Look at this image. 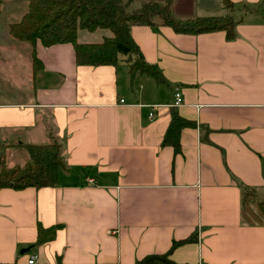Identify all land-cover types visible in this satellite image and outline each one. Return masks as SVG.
<instances>
[{"label": "crops", "instance_id": "obj_1", "mask_svg": "<svg viewBox=\"0 0 264 264\" xmlns=\"http://www.w3.org/2000/svg\"><path fill=\"white\" fill-rule=\"evenodd\" d=\"M232 1L172 2L183 18L234 14L232 39L224 29L132 25L164 81L131 73V54L79 64L70 41L38 40L35 67L33 44L10 32L28 1L2 3L0 152L7 165L24 164L30 153L15 161L12 151L57 139L69 168L53 186L0 188V264H28L32 255L38 264H136L195 233L173 248L176 264H264V223L247 222L242 209L243 187L264 201V0ZM112 35L79 28L77 39ZM15 66L24 70L17 82L7 72ZM173 106L196 122L182 128L179 152L163 144ZM55 224V236L37 243L39 225Z\"/></svg>", "mask_w": 264, "mask_h": 264}, {"label": "trees", "instance_id": "obj_2", "mask_svg": "<svg viewBox=\"0 0 264 264\" xmlns=\"http://www.w3.org/2000/svg\"><path fill=\"white\" fill-rule=\"evenodd\" d=\"M0 0V11L2 3ZM28 8L22 17L10 24V32L20 40L30 41L33 46L35 67L40 66L36 54V43L45 45L70 41L76 50L79 64H117L120 54H131V73L137 71L154 75L164 81L165 76L157 64L148 62L131 34L134 24H167L180 32H206L224 29L229 39L235 38L237 19L234 14L196 15L179 17L172 9L173 0H147L139 7L132 8V0H27ZM228 7H234L232 0H225ZM98 27L110 28L112 36L100 42L82 43L77 39L79 28L94 30ZM196 125V122L183 117L176 106L172 107V119L165 133L163 144H170L176 152L181 150L180 133L183 127ZM30 159L21 164L7 166L0 152V188L43 187L59 183L62 170L68 164L64 145L57 139L47 143L27 144ZM243 215L249 223H264V201L259 199L254 188L243 187ZM59 224L49 227L39 225L37 243L49 241L55 236ZM197 239V234L177 240L164 253H152L139 259L136 264H176L170 258L173 248L180 243ZM209 264V263H206Z\"/></svg>", "mask_w": 264, "mask_h": 264}, {"label": "rangeland", "instance_id": "obj_3", "mask_svg": "<svg viewBox=\"0 0 264 264\" xmlns=\"http://www.w3.org/2000/svg\"><path fill=\"white\" fill-rule=\"evenodd\" d=\"M7 33V30L5 29L3 23H0V35H4ZM7 35V34H6ZM3 72V71H2ZM9 74H11L12 76L9 77L8 79H12L13 81L18 80V78L21 79V77L24 75V70L22 72V69H20L19 67L15 66L13 67V70H8L7 71ZM3 79H5L4 77H0V91H2V87L4 86L3 83ZM12 85L16 84V83H11ZM26 155V159L29 158V150L28 149H23V150H14L12 151V157L11 159H15V161H23V158ZM21 165H23V163H20ZM2 163H1V159H0V167H1ZM7 165V163H6ZM9 166V165H7ZM13 166V165H10Z\"/></svg>", "mask_w": 264, "mask_h": 264}, {"label": "built area", "instance_id": "obj_4", "mask_svg": "<svg viewBox=\"0 0 264 264\" xmlns=\"http://www.w3.org/2000/svg\"><path fill=\"white\" fill-rule=\"evenodd\" d=\"M123 100V99H122ZM184 98H183V94L180 90V87H176L175 88V92H174V100L172 102L173 105H179L183 102ZM151 116L155 115V111H154V106H152V110L150 112ZM28 264H38L37 263V256L36 255H32L29 260H28Z\"/></svg>", "mask_w": 264, "mask_h": 264}, {"label": "water", "instance_id": "obj_5", "mask_svg": "<svg viewBox=\"0 0 264 264\" xmlns=\"http://www.w3.org/2000/svg\"><path fill=\"white\" fill-rule=\"evenodd\" d=\"M128 60H129V61L132 60V55L129 56Z\"/></svg>", "mask_w": 264, "mask_h": 264}]
</instances>
